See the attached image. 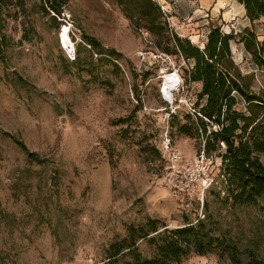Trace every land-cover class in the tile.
<instances>
[{
    "label": "rangeland",
    "instance_id": "1",
    "mask_svg": "<svg viewBox=\"0 0 264 264\" xmlns=\"http://www.w3.org/2000/svg\"><path fill=\"white\" fill-rule=\"evenodd\" d=\"M39 3H7L0 16V264H126L124 255L110 258L111 245L149 219L172 229L205 219L222 239L180 264H264V201L234 204L222 183L226 149L205 153L189 135L202 133L193 115L206 103L202 85L190 81V61L174 43L148 31L156 21L133 16L131 0H65L56 19ZM163 16L170 34L203 46L193 30L206 37L208 24ZM234 21L221 30L237 29L235 64L258 91L264 67ZM251 29L264 40V20ZM173 76L180 84L169 100L164 82ZM198 164L208 165L212 185L183 191ZM138 249L151 253L147 241Z\"/></svg>",
    "mask_w": 264,
    "mask_h": 264
},
{
    "label": "trees",
    "instance_id": "2",
    "mask_svg": "<svg viewBox=\"0 0 264 264\" xmlns=\"http://www.w3.org/2000/svg\"><path fill=\"white\" fill-rule=\"evenodd\" d=\"M119 1L124 3V0ZM237 1L244 6L246 17L252 23L264 20V0ZM27 2L0 0V16L7 3L24 7ZM131 2L133 16L149 23L151 19L156 21L147 27L149 32L165 37L168 44L174 43V54L194 64L190 81L202 85L198 102L205 100L206 103L193 114L198 128L202 129L201 135L185 133L202 139L205 153L214 154L224 147L226 153L221 158L225 180L222 183L226 184L228 198L240 206H258L264 201V164L260 160V155L264 154V87L252 91L248 77L242 75L235 64L231 42L239 33L226 34L221 27L211 28L200 47L188 38L170 34L169 24L156 0ZM64 3L65 0H40L39 11L44 15L52 11L56 19L63 13ZM88 41L90 46H99L94 39L88 38ZM240 42L256 65L264 67V40L260 41L253 31L247 30ZM139 102H142L140 97ZM186 118L193 119L191 115ZM140 241L148 242L150 255L139 251ZM222 244L219 236L206 230L205 219L173 229L159 220L149 219L139 227L131 226L125 239L111 245L109 254L110 258L129 257L126 264H180L191 252L205 256ZM233 259L236 260L234 255Z\"/></svg>",
    "mask_w": 264,
    "mask_h": 264
},
{
    "label": "crops",
    "instance_id": "3",
    "mask_svg": "<svg viewBox=\"0 0 264 264\" xmlns=\"http://www.w3.org/2000/svg\"><path fill=\"white\" fill-rule=\"evenodd\" d=\"M167 8L170 9L173 15L171 22L178 24L183 20L189 19L192 14L194 22L197 26L209 25V28L221 27V25L236 20V23L242 26L243 32L250 30L253 24L249 18L246 17V11L242 4L237 0H165ZM197 9L196 13L194 10ZM207 16L206 22L196 21L199 14ZM257 22V21H256ZM185 33V30H181ZM199 39H205L203 36L205 29L193 30ZM192 38V37H191ZM203 42V41H202ZM244 46V45H243Z\"/></svg>",
    "mask_w": 264,
    "mask_h": 264
},
{
    "label": "built area",
    "instance_id": "4",
    "mask_svg": "<svg viewBox=\"0 0 264 264\" xmlns=\"http://www.w3.org/2000/svg\"><path fill=\"white\" fill-rule=\"evenodd\" d=\"M156 1L160 5L165 17L168 19V22H171V19H170L171 12L167 10V8L164 6V4L162 3L163 0H156ZM228 30L229 31L222 29V31L226 34H230L232 32L238 33L237 29L233 25L231 28H228ZM207 36H206V39H207ZM190 66H191V69H193L194 64L192 63V61H190ZM207 170H208V165L198 164V168L194 172H192L190 174L191 175L190 178L186 180V183L184 184L182 188L183 191L191 192L195 190L198 186H203L204 188L208 189L212 185L213 181L207 176Z\"/></svg>",
    "mask_w": 264,
    "mask_h": 264
},
{
    "label": "bare ground",
    "instance_id": "5",
    "mask_svg": "<svg viewBox=\"0 0 264 264\" xmlns=\"http://www.w3.org/2000/svg\"><path fill=\"white\" fill-rule=\"evenodd\" d=\"M64 43L69 45L70 41L67 35L63 37ZM180 84V80L178 76L166 77L164 82V93L168 97L169 100H172L173 88Z\"/></svg>",
    "mask_w": 264,
    "mask_h": 264
}]
</instances>
